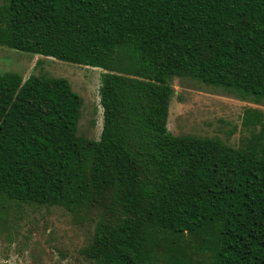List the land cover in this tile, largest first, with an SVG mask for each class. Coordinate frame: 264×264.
I'll return each instance as SVG.
<instances>
[{
  "label": "trees",
  "instance_id": "obj_1",
  "mask_svg": "<svg viewBox=\"0 0 264 264\" xmlns=\"http://www.w3.org/2000/svg\"><path fill=\"white\" fill-rule=\"evenodd\" d=\"M0 45L104 69L99 139L63 77L0 73V197L95 219L92 264H264V121L168 128L173 79L264 101V0H5Z\"/></svg>",
  "mask_w": 264,
  "mask_h": 264
},
{
  "label": "rangeland",
  "instance_id": "obj_2",
  "mask_svg": "<svg viewBox=\"0 0 264 264\" xmlns=\"http://www.w3.org/2000/svg\"><path fill=\"white\" fill-rule=\"evenodd\" d=\"M5 0H0V6ZM63 77L83 100L78 134L99 139L104 114L100 87L104 69L75 64L0 45V73ZM168 128L175 135L218 138L235 148L245 146L261 125L243 123L246 109L262 111L264 101L243 99L223 88L189 76L175 77ZM95 219L79 217L61 206L30 205L0 197V264H92L85 248Z\"/></svg>",
  "mask_w": 264,
  "mask_h": 264
}]
</instances>
